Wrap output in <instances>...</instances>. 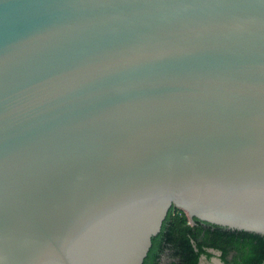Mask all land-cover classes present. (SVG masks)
I'll list each match as a JSON object with an SVG mask.
<instances>
[{
	"label": "water",
	"instance_id": "water-1",
	"mask_svg": "<svg viewBox=\"0 0 264 264\" xmlns=\"http://www.w3.org/2000/svg\"><path fill=\"white\" fill-rule=\"evenodd\" d=\"M172 207L264 237V0H0V264H143Z\"/></svg>",
	"mask_w": 264,
	"mask_h": 264
},
{
	"label": "trees",
	"instance_id": "trees-1",
	"mask_svg": "<svg viewBox=\"0 0 264 264\" xmlns=\"http://www.w3.org/2000/svg\"><path fill=\"white\" fill-rule=\"evenodd\" d=\"M212 251L223 264H264V237L198 219L191 224L183 210L172 207L143 264H200L202 257H214Z\"/></svg>",
	"mask_w": 264,
	"mask_h": 264
},
{
	"label": "flooded vegetation",
	"instance_id": "flooded-vegetation-1",
	"mask_svg": "<svg viewBox=\"0 0 264 264\" xmlns=\"http://www.w3.org/2000/svg\"><path fill=\"white\" fill-rule=\"evenodd\" d=\"M212 253L214 254V257L210 260V261H207L206 259H204L205 260V262L207 261V262H212V264L213 263H215V261H214V259H219L220 260V258H219V256H220V253L219 252H216V251H212ZM221 261V260H220ZM164 262H165V260H163V264H164ZM205 262H203V264H205ZM206 262V263H207ZM200 264H202V259H201V262H200ZM215 264H217V263H215Z\"/></svg>",
	"mask_w": 264,
	"mask_h": 264
},
{
	"label": "rangeland",
	"instance_id": "rangeland-1",
	"mask_svg": "<svg viewBox=\"0 0 264 264\" xmlns=\"http://www.w3.org/2000/svg\"><path fill=\"white\" fill-rule=\"evenodd\" d=\"M203 262H205L204 259L202 260V264H203ZM206 262H207V261H206ZM206 262H205V264H212V262H207V263H206ZM215 263H216V262H215ZM215 263H213V264H215Z\"/></svg>",
	"mask_w": 264,
	"mask_h": 264
}]
</instances>
